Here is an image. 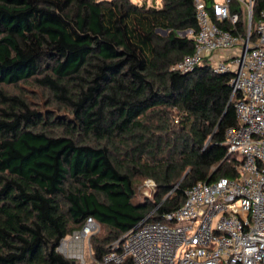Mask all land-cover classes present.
<instances>
[{"label":"trees","instance_id":"1","mask_svg":"<svg viewBox=\"0 0 264 264\" xmlns=\"http://www.w3.org/2000/svg\"><path fill=\"white\" fill-rule=\"evenodd\" d=\"M195 1L0 0V264H80L57 248L88 217L102 260L198 182L239 177L232 75L173 69L195 49ZM21 83L55 109L6 87Z\"/></svg>","mask_w":264,"mask_h":264},{"label":"built area","instance_id":"2","mask_svg":"<svg viewBox=\"0 0 264 264\" xmlns=\"http://www.w3.org/2000/svg\"><path fill=\"white\" fill-rule=\"evenodd\" d=\"M258 3L196 0L197 30L181 33L194 40V52L173 67L189 72L208 63L213 73L232 75L240 125L227 130L226 145L240 160L239 177L198 182L179 209L163 221L143 220L99 261L91 237L101 227L88 217L62 239L61 254L80 264H264V7ZM143 183L156 186L151 178Z\"/></svg>","mask_w":264,"mask_h":264},{"label":"rangeland","instance_id":"3","mask_svg":"<svg viewBox=\"0 0 264 264\" xmlns=\"http://www.w3.org/2000/svg\"><path fill=\"white\" fill-rule=\"evenodd\" d=\"M133 2H137L139 4H142L144 2L148 3V5H160L161 0H132ZM210 4V2H209ZM256 26V19L254 22V28ZM212 63L213 61H209ZM21 85L24 88L16 87V86H6L11 92L16 93H23L32 103L33 107H37L38 109H55V105L52 103L53 101L50 100L47 102V99H49V95L47 92L43 91L41 88L35 86L33 83H21ZM46 101V102H45ZM138 188L140 192V199H143L145 197H152V191L150 189H147L144 186L143 181H138ZM91 262H89L90 264Z\"/></svg>","mask_w":264,"mask_h":264}]
</instances>
